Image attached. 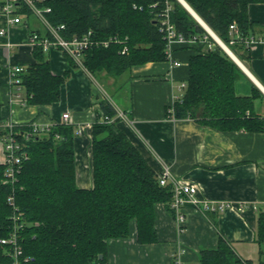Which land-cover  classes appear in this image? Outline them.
<instances>
[{
	"label": "trees",
	"instance_id": "trees-1",
	"mask_svg": "<svg viewBox=\"0 0 264 264\" xmlns=\"http://www.w3.org/2000/svg\"><path fill=\"white\" fill-rule=\"evenodd\" d=\"M184 1L242 60L236 51L243 47L230 45L229 27L236 22L243 36L253 35L256 25L249 19V7L264 0ZM46 2L52 9L50 21L65 25L67 38L91 31L95 41L117 39V43L92 46L85 52L83 66L93 78L103 73L117 78L148 63L167 61L159 16L170 5L177 32L195 42L187 44L193 54L186 88L168 115L174 120L193 119L222 132L264 131V118L255 112L256 100L264 95L256 86L251 96L236 93L237 81L247 77L243 69L178 0ZM134 4L143 11L134 9ZM21 13L30 15L25 8ZM125 47L128 53L122 54ZM33 58L34 63L18 76L25 101L34 106L59 102L69 72L55 75L40 47L34 48ZM100 109L102 115L115 117L105 99ZM27 130L19 126L14 131L29 155L14 184H3L5 166L0 164V240L9 236L14 214H18L24 264H108L110 242L130 237L134 228L139 244L158 242L156 208L161 203L170 205L172 191L170 186H160L158 174L123 131L109 122L93 125V187L83 189L77 181L74 127L55 123L26 141ZM7 133L0 129V139ZM11 194L17 210L8 202ZM257 242L264 244V212L258 216ZM0 264H12L8 249L1 245ZM199 264L251 263L241 260L220 237L216 249L200 253Z\"/></svg>",
	"mask_w": 264,
	"mask_h": 264
},
{
	"label": "crops",
	"instance_id": "crops-1",
	"mask_svg": "<svg viewBox=\"0 0 264 264\" xmlns=\"http://www.w3.org/2000/svg\"><path fill=\"white\" fill-rule=\"evenodd\" d=\"M6 0H0L3 4ZM24 15L20 24L9 25L0 16V116L1 122L16 124L37 123L51 125L62 122L69 113L70 126L75 129L76 172L78 186L93 187L92 138L93 125L100 121L103 101L101 89L108 92L114 104L127 111L135 120L133 127L118 122L115 127L123 131L139 150L148 165L159 174L163 165L170 167L176 178H183L198 188V197L211 202L244 203L264 206V131L245 130L222 132L203 126L193 119H173L169 108L180 94L179 87L189 76V62L193 49L187 44H175L172 62L148 63L134 68L120 77L99 75L101 84L90 73L74 67L65 55L57 50L45 54L55 75L69 72L62 84L61 98L52 105L22 106L16 94L25 100L23 88L12 85L11 69L25 70L34 63L29 36L33 32L45 33ZM249 19L256 30L251 36H264V3L249 7ZM209 43L206 47L209 48ZM264 48L237 49L247 77L238 80L236 93L251 96L256 86L264 95ZM255 112L264 118V98L255 102ZM85 125H88L84 127ZM83 132L79 134V130ZM0 139V164L4 162L3 143ZM187 228L179 236L173 214L168 205L156 208L158 242L141 245L136 229L126 239L112 240L109 245L108 264H175L173 255L180 242L187 249V264H199L202 251L217 248L224 238L235 254L243 261L254 264L250 256L264 257V244L257 242L259 212L247 210L239 213L228 209L222 213H200L188 210ZM261 264H264L261 260Z\"/></svg>",
	"mask_w": 264,
	"mask_h": 264
},
{
	"label": "built area",
	"instance_id": "built-area-1",
	"mask_svg": "<svg viewBox=\"0 0 264 264\" xmlns=\"http://www.w3.org/2000/svg\"><path fill=\"white\" fill-rule=\"evenodd\" d=\"M48 0H6L3 3V6L0 9V16L6 18L7 24L14 25L20 24L24 20V14L21 13L22 9H27L30 12V15H35L37 19L44 26L45 33L33 32L29 36V45L32 48L40 47L45 54L50 53L51 51L57 50L62 52L65 57L73 61L79 68L88 72L83 66V56L85 52L92 46H105L107 47L111 43H117V39L111 38L109 41H95L93 39V33L89 31L88 33L82 36H74L72 38H67L64 35L66 30L65 25H54L50 19L49 14H51L52 9L46 3ZM156 7V6H154ZM134 9H139L143 11L142 6L136 4L133 5ZM171 6L166 5L162 10L159 16L160 20V32L163 34V39L166 41L167 46V57L168 60L172 62L173 67H180L182 63L180 61H175L172 58V47L177 44H188L194 43L195 40H188L181 33H178L176 27L171 19ZM5 31L1 30L0 34L4 35ZM230 35V45H238L245 49H251L256 47V45H261L264 48V36H243L238 24L236 22L232 23L229 27ZM226 45V44H225ZM227 46V45H226ZM212 45H209L211 48ZM227 48L230 49L229 46ZM128 53V48L125 47L122 50V54ZM264 57V51H263ZM25 69L23 67H13L11 69V82L12 85L16 87L19 86L18 76L23 74ZM186 88V83H183L179 87V95L175 100L179 99ZM103 96V101L110 102L115 110V117L109 118L108 116L102 115L101 122H109L111 125H115L118 122H124L128 126L133 127L135 120L132 119L127 111L122 110L111 100L109 94L101 89ZM22 106L27 105L25 100L20 98L19 94H16L15 98ZM174 100V101H175ZM173 107L171 106L169 111L173 114ZM71 116L69 113H65L62 116V122L60 124L70 125ZM49 125H40L35 123L23 124L22 126H27L29 130L26 131L24 138L26 141L30 140L32 137L37 135L40 132L48 131L51 126ZM21 126L16 124L13 121L1 122L0 129H6L8 131L7 135L1 138V143H3L4 149V162L5 170L3 173V184H14L17 180L18 173L23 165V163L28 160L29 155L24 151V143L19 142L17 137L14 134V131L17 127ZM21 126V127H22ZM88 125H85L86 127ZM83 132V128L79 130V134ZM158 181L160 186L166 187L170 186L172 191V200L168 206L170 211L173 214V220L175 228L179 236H182L186 232L187 219H188V210H194L200 213H222L228 209H234L239 213H244L247 210L264 212V206H258L256 204H244V203H227V202H211L206 199H200L198 197V188L196 185L190 183L189 181L183 178H176L170 170V167L163 165L161 172L158 174ZM11 194L8 197V202L11 206L16 209L15 198ZM18 214H14L13 223L14 228L10 232L9 236L0 240V245L8 249V254L12 258V264H24L22 260V246L20 244V234L18 223ZM180 246L173 255V260L175 264H187L185 261V256L187 254V249L180 242Z\"/></svg>",
	"mask_w": 264,
	"mask_h": 264
},
{
	"label": "water",
	"instance_id": "water-1",
	"mask_svg": "<svg viewBox=\"0 0 264 264\" xmlns=\"http://www.w3.org/2000/svg\"><path fill=\"white\" fill-rule=\"evenodd\" d=\"M198 21L199 24L208 32V34L214 38L215 42L223 49L225 52L236 62V64L243 69L244 72H247L240 60L230 51L225 43L212 31V29L194 12V10L184 1L178 0Z\"/></svg>",
	"mask_w": 264,
	"mask_h": 264
},
{
	"label": "rangeland",
	"instance_id": "rangeland-1",
	"mask_svg": "<svg viewBox=\"0 0 264 264\" xmlns=\"http://www.w3.org/2000/svg\"><path fill=\"white\" fill-rule=\"evenodd\" d=\"M30 21L41 28L43 31L44 26L41 24V22L37 19L35 15H30ZM235 52V51H234ZM237 54V53H236ZM96 81H98L101 84V81L99 77L95 76ZM105 90V89H104ZM108 93V92H107ZM250 258L254 261V264H261V260L264 263V257L262 256L261 260H259V256H250Z\"/></svg>",
	"mask_w": 264,
	"mask_h": 264
},
{
	"label": "bare ground",
	"instance_id": "bare-ground-1",
	"mask_svg": "<svg viewBox=\"0 0 264 264\" xmlns=\"http://www.w3.org/2000/svg\"><path fill=\"white\" fill-rule=\"evenodd\" d=\"M231 51V50H230ZM232 52V51H231ZM233 53V52H232Z\"/></svg>",
	"mask_w": 264,
	"mask_h": 264
}]
</instances>
